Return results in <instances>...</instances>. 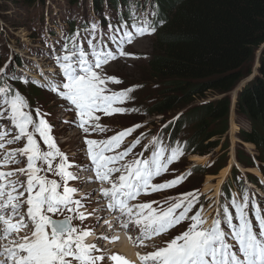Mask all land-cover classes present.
Instances as JSON below:
<instances>
[{"label":"snow or ice","instance_id":"snow-or-ice-1","mask_svg":"<svg viewBox=\"0 0 264 264\" xmlns=\"http://www.w3.org/2000/svg\"><path fill=\"white\" fill-rule=\"evenodd\" d=\"M146 25L147 21L129 26L118 19L116 24L109 22V31L104 33L94 22L86 29L85 43L90 51L81 45L79 33L70 38V48L67 44L62 46L64 54L56 57L62 79L50 81L48 86L68 103L70 111L77 114V127L85 134L108 130L99 123L100 116L96 113L105 116L127 113V109L114 106L129 99L133 89L111 91L108 84L121 81L106 76L104 67L118 57L132 55L125 52V44H132L137 36L155 32L154 27ZM108 44L116 47L109 48ZM6 75V70L0 68V77ZM0 98V121L6 120L12 125L11 130L0 131V149L24 141L23 147L0 157V264H103L106 259L113 264H129L118 253L109 255L96 244L86 243L93 235L92 231L74 225V220L82 224L88 215L81 211L85 208L82 200L73 199L77 190L68 187V182L78 177L68 170L72 165L57 146L51 125L39 110L34 119L25 97L19 92L11 93L7 85L0 87ZM138 127L127 128L106 140L85 136L91 167L84 171L94 172L95 180L101 183L99 193L107 201V210L118 213L116 219L120 227L138 230L135 243L139 246L146 247V240L189 221L186 230L173 237L166 246L153 245L155 250L137 253L140 264H264V214L258 204L252 203V214L249 215L250 198L246 193L240 200L233 197L229 204L220 205L222 211H217L211 223L204 216L203 206L189 215L199 203L196 192L184 193L174 202L166 201L167 207L153 208L152 204L156 202L131 203L142 194L173 188L185 179L179 176L153 183L182 155L179 147L168 151L158 141L154 142L156 146L149 158H143L140 153L135 159L124 162L141 140L135 139L122 151L116 149ZM41 142L46 146L44 150ZM18 157L26 159L25 167L3 171L6 166L21 163ZM57 157L60 162L54 169L53 161ZM50 172L60 181L49 179L47 173ZM17 174L25 176L26 180L13 179ZM104 184L109 187H103ZM229 207L235 210V216ZM58 216L62 218H55ZM104 223L111 227L110 221ZM128 238L133 239L131 235ZM99 239L114 243L119 237Z\"/></svg>","mask_w":264,"mask_h":264},{"label":"rangeland","instance_id":"rangeland-1","mask_svg":"<svg viewBox=\"0 0 264 264\" xmlns=\"http://www.w3.org/2000/svg\"><path fill=\"white\" fill-rule=\"evenodd\" d=\"M137 1L139 0H130L126 6H116L106 0L104 7L98 11L95 9L91 0H79L76 5H73L68 0H42L34 7L25 6L23 0H0V68H4L7 72L6 76L0 77V86L3 82H6L7 85L10 84L11 88L14 83L16 85L21 84V80L25 83L24 89H20L26 94L25 99L28 104V110L31 112L34 119H36V110H39L44 119H46L48 124L51 125V134L54 139L56 135L57 141L55 142L61 146L64 153L67 155L68 162L72 165L71 169L84 167V149L86 148L84 143L85 136H87L88 139L97 140L98 132L93 131L85 134L83 130H79L76 127L78 123L77 114L70 111L68 103L59 97L55 92L51 91L48 86L50 81L59 82L62 79V74L56 62V57L57 55L62 56L64 54L62 48L63 45L67 44L69 48L71 47L70 38L74 37L70 34V29L66 22L73 23L82 30L79 40L81 45H83L86 51H88V46L85 43V38L87 36L86 29L95 22L100 25L104 33H107L109 31V22L116 24L119 19L122 23H125L122 19L120 9L129 6L133 7ZM42 47H45V49L43 50ZM156 50V36L144 38L140 41L137 40L135 42V46L131 49V52L145 55L144 58L136 60L132 62V64H128L127 62H118L113 65L110 64L112 65V68L109 67L104 69V74L106 76L111 77L110 74H113L114 76L122 77L127 82L125 86H131V88H134V85L137 84L144 85L145 88H142L141 93L139 92L138 101L134 103L133 108L128 109L127 113H117L111 116H105L103 113H96L95 115L100 116L99 123L108 130L117 128L119 131H123L127 128H132L135 125H139L140 127L132 133V141L137 138L141 140V143L138 146L141 147V153H143V158L145 159L151 156L155 146L154 142L156 141H158L160 145L163 144V147L168 151L176 147L181 149L182 155L179 156L176 162H173L168 166V172L153 181V183L159 184L165 181L173 180L179 176L185 177V174L188 175V173H186L187 171H193L196 167L202 166L204 161L209 158V161L214 160V162H216L219 160V158L216 157L223 153L222 151L224 150H222V145H220L214 155L204 158L197 153H194L188 143L191 138L192 129L184 131L181 135L176 134L172 138H168L171 125L178 124L180 117L186 115L191 109L216 100L218 97L214 94L206 93L205 95H201L195 99L193 104H188L185 107L176 109L172 111V114H147L148 111L152 110V107L155 106L157 95L160 92L159 89L162 87L160 86L157 88V86L152 85L154 83L150 81L152 74L148 68V63L152 58H154ZM42 59H47L49 63L48 61H43ZM16 74L19 75L21 80ZM32 79H37L41 83V87L35 85L32 82ZM25 81L28 82L26 83ZM112 84L113 83L108 84V88L111 89V91H113V89L110 88ZM13 88L18 89V85ZM231 96L233 97V93ZM0 105H2V98H0ZM0 122V131L12 129V125L9 121L4 120ZM242 128H250L249 123L245 119H231L228 136L224 142L225 144H228V148L225 147L228 149L226 151V158L228 159L231 153H235L236 156H238L237 154L242 148H248L253 152L252 147L249 144L243 143L238 136L239 129ZM162 131H164V134L166 135L165 137L159 135ZM8 138L10 139L11 136ZM23 146L24 141L6 145L4 149H0V157H2L5 152L21 148ZM128 146L129 144L123 143L117 152L122 151ZM42 147L46 148V146H44L41 142V148ZM190 154L192 157L188 160V155ZM138 155L139 154L134 148L132 154L128 156L124 162H129L135 159ZM196 155L198 157H196V162H194L193 159ZM18 159L22 162L6 166V168H3V171L8 172L17 168L25 167L27 163L26 159L23 157H18ZM201 159L202 161H200ZM229 163L226 162V165L229 166ZM194 164H197V166L194 167ZM241 164L244 165L242 161ZM214 169H216L215 165L210 169H207L208 172L206 175L201 173H197L196 176L193 175L190 182H185L183 180L181 184L173 188L149 195H143L137 199L136 203L156 202L152 204L153 208H157L160 205L165 207V205H168L166 201L174 202L176 198L180 197L184 193H197V191H195L197 188H206L207 184H212L214 187L219 186L218 182H223L227 175L219 171L217 173L219 174L217 177H211L210 175H213L212 173ZM246 173L248 174V172ZM248 175L251 176V174ZM47 176L48 178L50 177L49 179H55L53 177L55 175L51 172L47 173ZM13 179L24 181L26 180V177L17 174V176L13 177ZM83 182L84 185L87 184L86 188H88V182ZM81 184L82 183L80 182L79 192L84 194L85 191ZM242 191L243 193L245 191L243 185ZM246 194H250V191H246ZM81 196L82 197H79V195L76 197L73 196V199L82 200L85 208L81 209V211H85L87 215V211L89 210V218L82 224L79 220H74L73 223L77 227L94 231V235L100 234L101 231H103L104 221L108 220L107 213H105L107 201L104 204L102 200L97 197L98 195L96 193ZM204 201H207L203 208L204 213H206L204 216L207 220L212 221L218 211V205L215 202L211 203V201H214V199L212 200V197ZM210 208H214L215 210L211 216L209 215ZM102 213H104V218L102 217ZM233 214H235V212H233ZM262 214H264V211ZM253 221L255 225V220ZM100 241L102 240L100 239ZM167 242V240L156 237L151 240H146L144 242L145 245H147L146 247H138H140L141 251L151 252L155 250L153 245L164 247ZM94 244H97V242ZM117 245H120V243H117ZM97 246H99L102 251L106 252L105 249L107 248L103 249V245L98 243ZM130 247L133 249L138 248L137 246L134 247L132 245ZM103 264H113V262L106 259Z\"/></svg>","mask_w":264,"mask_h":264},{"label":"trees","instance_id":"trees-1","mask_svg":"<svg viewBox=\"0 0 264 264\" xmlns=\"http://www.w3.org/2000/svg\"><path fill=\"white\" fill-rule=\"evenodd\" d=\"M40 1L23 0L30 7ZM101 1L95 0L97 6ZM156 1L168 23L156 37L157 50L148 63L152 85L162 86L149 114H172L201 95L214 94L216 100L181 116L171 137L192 129L189 147L202 157L213 155L220 145L227 147L231 119L243 118L250 128L239 129L238 136L264 164V51L252 78L264 45V0ZM237 155L246 167L254 166L245 148Z\"/></svg>","mask_w":264,"mask_h":264},{"label":"clouds","instance_id":"clouds-1","mask_svg":"<svg viewBox=\"0 0 264 264\" xmlns=\"http://www.w3.org/2000/svg\"><path fill=\"white\" fill-rule=\"evenodd\" d=\"M106 0H102L101 1V5H102V3H104ZM108 1V0H107ZM150 1H153V0H139V1H137L136 3H135V5L133 6V7H130L129 6V8L127 9V11L125 12V15L123 16V18H124V20L127 22V23H129V21L130 20H132L133 19V22H134V24H139V23H142V22H144V21H147L148 22V25H146V26H151V27H154L155 28V32L153 33V34H146V35H144V36H137L136 38H135V40H134V42L132 43V44H130V45H128L127 47H125L124 48V50H125V52H127V53H131L132 55L131 56H127V57H118L115 61H112V62H110L108 65H106L105 67H104V69L105 68H109L110 67V64H115V63H118V62H127L128 64L129 63H131L132 64V62H134V61H136V60H140V59H142V58H144L145 57V55H140V54H135V53H132L131 52V49L135 46V42L138 40V41H140V40H142V39H144V38H149V37H154V36H158V34H160V32L166 27V25H167V20H166V18H165V16L163 15V11H162V5H161V3H159L158 1V6L157 7H155V6H153L151 3H150ZM92 2H93V4H94V6H96V8H98L99 6H97V4H96V2H95V0H92ZM128 2V0H116V3H120V4H126ZM132 11H133V14H132ZM132 15H133V17H132ZM145 16H147V18H151L152 20H158L157 21V23H155L156 21H154V22H152V21H149L147 18H145L144 19V17ZM133 31H134V29H133ZM114 45H112V46H110L109 48H112ZM153 59V58H152ZM151 59V60H152ZM150 60V61H151ZM111 75V77H116L117 79H119L120 81H121V85H119V86H117V85H115V84H112L111 85V87L110 88H112L113 90L115 89V90H118V91H121V90H126V89H128V88H131V86H125L126 85V81L122 78V77H120V76H114L113 74H110ZM2 85V84H1ZM18 86L20 87V88H23L20 84H18ZM134 87H142V88H145V86L144 85H137V84H135L134 85ZM24 95H26L25 94V92L23 93ZM150 113V111H148V115H151V114H149ZM71 116V115H70ZM72 117V116H71ZM73 118V117H72ZM173 129H175V124L173 125V127H172V130ZM226 149V148H225ZM226 150H224L223 151V153L225 152ZM254 152V151H253ZM223 153H221V154H223ZM255 153V152H254ZM215 154V153H214ZM213 154V155H214ZM221 154H219V155H221ZM256 154V153H255ZM257 155V154H256ZM210 156H212V155H208V156H205V157H210ZM226 167H227V165H226ZM254 166H251V167H249V168H253ZM217 173L218 172H216V173H213V176L214 175H217ZM89 193H96L98 196L97 197H99L101 200H102V202L104 203V201L105 200H103V197L100 195V193L97 191V185H94V184H90V186H89ZM78 196V195H77ZM79 197H81L80 195H79ZM104 216V215H103ZM102 216V217H103ZM108 216V215H107ZM104 218V217H103ZM108 218V217H107ZM183 232V231H182ZM182 232H180V234L182 233Z\"/></svg>","mask_w":264,"mask_h":264},{"label":"bare ground","instance_id":"bare-ground-1","mask_svg":"<svg viewBox=\"0 0 264 264\" xmlns=\"http://www.w3.org/2000/svg\"><path fill=\"white\" fill-rule=\"evenodd\" d=\"M43 61H48L47 59H42ZM48 63H49V61H48ZM110 68H112V65H110ZM55 70V69H54ZM235 97V95L233 94V98ZM233 103H234V101H233ZM233 113H234V109H233ZM196 157H198L197 155L195 156V158L193 159V161L194 162H196L195 161V159H196ZM202 158H204V157H202ZM200 161H202V159L200 160ZM197 162H199V161H197ZM232 162V161H231ZM245 172H248V173H255L256 175H259V173H258V171L255 169V168H242ZM229 170H230V166L229 167H224L220 172H223V174H225V175H227V173L229 172ZM219 174H217V175H210L211 177H217ZM224 175V176H225ZM254 175V174H253ZM221 176V175H220ZM224 176H223V178H224ZM223 178H222V180H223ZM218 180V179H217ZM219 181H221V180H219ZM222 182V181H221ZM221 182H218V185H220V183ZM213 185L212 184H207L206 185V188H207V190H208V188H210V187H212ZM217 187V186H216ZM104 215V213H102V216ZM104 221V220H103ZM111 227H109V225H105L104 227H103V231H101V233L99 234V238L100 237H103V236H108V237H113V236H111V234L113 233L112 232V230L110 229ZM106 242V241H105ZM107 244H109L110 245V242H106ZM112 247H114L115 249H114V251H119L122 255H126L128 258H130V260H132V261H137V254L135 253V250L132 248V247H130V246H127L124 242H122V243H120V245H115V246H113L112 245Z\"/></svg>","mask_w":264,"mask_h":264},{"label":"water","instance_id":"water-1","mask_svg":"<svg viewBox=\"0 0 264 264\" xmlns=\"http://www.w3.org/2000/svg\"><path fill=\"white\" fill-rule=\"evenodd\" d=\"M263 51H264V45L260 48V50H259L258 53H257V62H256V66H255V68H254V74L252 75V78H254L255 75H256V71H255V69H256V67L258 66V63H259V60H260V55L262 54ZM252 78H251V79H252ZM251 79H248L247 82H249Z\"/></svg>","mask_w":264,"mask_h":264}]
</instances>
